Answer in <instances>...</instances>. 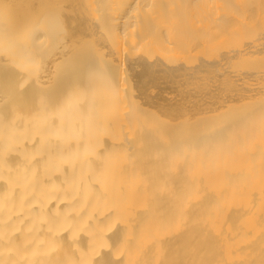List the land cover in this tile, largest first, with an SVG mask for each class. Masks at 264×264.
Here are the masks:
<instances>
[{"label": "bare ground", "instance_id": "obj_1", "mask_svg": "<svg viewBox=\"0 0 264 264\" xmlns=\"http://www.w3.org/2000/svg\"><path fill=\"white\" fill-rule=\"evenodd\" d=\"M24 1L0 264H264V0Z\"/></svg>", "mask_w": 264, "mask_h": 264}, {"label": "rangeland", "instance_id": "obj_2", "mask_svg": "<svg viewBox=\"0 0 264 264\" xmlns=\"http://www.w3.org/2000/svg\"><path fill=\"white\" fill-rule=\"evenodd\" d=\"M14 1H15V0H14ZM61 1H62V2H64V0H61ZM24 2H25V1H24V0H22V3H24ZM58 2H59V0H58ZM65 2H67V1L65 0ZM68 2H69V1H68ZM68 2H67V4H68ZM55 3H56V4H58V6H59V5H61V2H59L60 4H59V3H57V2H55ZM14 4H15V3H14ZM14 4H13V5H14ZM18 4H19V3H18ZM20 4H21V3H20ZM62 4H63V3H62ZM65 4H66V3H65ZM67 4H66V5H67ZM66 5H65V6H66ZM63 6H64V4H63ZM13 7H15V6H13ZM60 7H62V6H59V9H60V10H62V9L64 8V7H62V8H60ZM56 9H57V10H59L58 8H56ZM60 10H59V11H60ZM66 10H67V9H66ZM60 12H61V11H60ZM62 12H63V13H65V14H63V15L65 16V15H66V13H67L68 11H67V12H65V11H62ZM67 14H68V13H67ZM70 14H71V13H70ZM75 21H77V20L75 19ZM193 21H194V19H193ZM193 21H192V23H193ZM194 23H195V22H194ZM89 40H90V39H89ZM134 51H135V50H133V52H134ZM135 53L137 54L138 52H135ZM123 66H124L123 68H125V65H123ZM121 67H122V64H121ZM121 69H122V68H121ZM126 69H127V65H126V68H125V70H123V69H122L124 72H123V71H121V70H120V72H122V73H125V74H126V72H125V71H127ZM125 74H124V75H125ZM124 75H123V77H124ZM124 79H125V77H124ZM163 83H165V81H163ZM163 83H161V84L163 85ZM159 86L161 87V85H160V84H159ZM171 91H172V90H171ZM166 92H169V90H167Z\"/></svg>", "mask_w": 264, "mask_h": 264}]
</instances>
